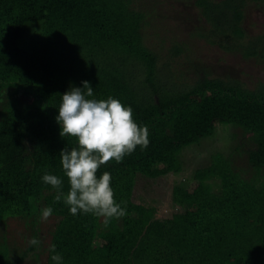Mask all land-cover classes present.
<instances>
[{
	"label": "trees",
	"instance_id": "1",
	"mask_svg": "<svg viewBox=\"0 0 264 264\" xmlns=\"http://www.w3.org/2000/svg\"><path fill=\"white\" fill-rule=\"evenodd\" d=\"M209 1L195 0V6L202 7L200 15L209 30L199 29L193 35L223 54L235 53L238 62L249 61L264 68V30L257 36L249 35L244 43L238 42L247 33L242 21L249 18L251 10L262 13L263 0H236L238 7L229 12L225 8L217 10L227 1L218 0L215 5H221L216 11L221 15L214 17L209 12L215 5ZM151 2L0 0V155L16 142L32 148L20 171L7 172L0 163V227L7 219H20L25 231L30 230L31 239H38L36 220L31 217L51 207V218H57L47 233V243L28 247L40 249L31 255L32 264H40L41 256L42 264H54L48 251L52 244L64 258L63 264H131L130 258L135 255L140 264H264V83L258 81L249 89L238 76L223 78L216 73L209 79L214 72L201 70V78L192 82L191 91L176 95L162 91L168 98L173 96L167 115L160 114L152 104L150 93L133 88L129 92L121 79L114 78L119 77L115 71L120 64L126 66L129 82L132 73L139 72L149 76L154 87L164 89L163 78L170 76L166 70L157 73L156 55L138 46L144 10ZM118 6L127 21L134 16L133 28L125 27L117 18ZM132 45L137 50L132 53L135 57L129 58L126 55ZM117 56L121 63L116 66ZM188 78L182 75V79ZM82 81L90 82L92 98L111 96L130 106L135 121L147 126L152 147L141 161L131 163L124 158L119 164L110 161L99 169L98 176L110 172L114 199L127 210L126 216L112 220L107 227L101 218L71 215L63 200L54 202L56 190L41 180L46 173L60 176L63 191H68L59 153L78 145L74 139L60 136L55 117L60 96L70 87H82ZM127 84L131 87L128 80ZM131 95L143 99V104H137ZM215 122L231 125L238 141L228 144L224 157L215 155L210 164L193 169L171 188V203L182 212L162 222L150 217L151 210V215L138 218L137 211L139 214L142 208L131 204L135 182L141 178L154 180L169 171L183 173L181 150L210 135ZM245 140L249 147L246 152L240 148ZM238 155L249 166L247 178L244 171L232 169V160L236 162ZM241 161L237 168H241ZM192 182L198 187L187 193ZM250 194L255 199L252 215L247 208ZM260 216L261 228L257 222ZM68 223L76 233L75 241L63 233ZM79 242L83 251L76 254L82 259L76 255L73 262L68 261L67 253L71 254ZM201 252L211 259L199 256ZM10 254L2 235L0 264H15L23 255L17 254L13 261Z\"/></svg>",
	"mask_w": 264,
	"mask_h": 264
},
{
	"label": "rangeland",
	"instance_id": "2",
	"mask_svg": "<svg viewBox=\"0 0 264 264\" xmlns=\"http://www.w3.org/2000/svg\"><path fill=\"white\" fill-rule=\"evenodd\" d=\"M151 1L152 2L149 3V6L144 10L146 15L144 16L141 36L138 42L139 45H137L146 48L148 51L156 55L154 67L157 73H164L166 70L170 76H165L163 78V81L166 83V88L164 89L154 87V84L150 81V77L139 72H136L135 75L132 73L131 82H129V75L125 70L126 66L120 64V57L117 56L115 57L114 63H116V66L120 64L118 70L115 71L119 77L115 76L114 78L117 80L121 79L123 83L122 85L129 92L135 89L150 93L149 97L151 98L152 104L159 108L160 114L167 115L173 96L168 98V96L162 91L168 92L171 95H176L179 91L182 93L191 91L190 88L192 82L201 78V75L199 74L201 70L214 72L213 74H209V79L210 76L212 78V75L216 76V73L221 74L223 78L230 77L231 75L238 76L240 81L249 89L253 88V85L258 81L264 83V68L254 66V64H250L249 61L238 62L237 58H234L237 56L235 53L223 54L218 49L204 44L203 41L198 40L197 37L193 35V32L199 31V29H204L205 31L209 30L207 23L200 15V12L203 11L202 7L199 5L195 6V0ZM216 1L218 0H211L209 2L215 5ZM224 1L225 0H223L222 3H224ZM220 5L221 3L217 6H212L214 9L209 12L210 17H214L217 14L216 8ZM236 6L238 7L236 0H227L224 5H221V8H218L217 10L225 8V12H229L234 10ZM116 14L118 15L117 18L124 22L125 27H134V16L131 15L130 20L128 19L127 21L121 6L117 7ZM248 15L249 18H245L242 21L241 27L244 29L246 28L247 33L246 36H241L238 41L241 43H244L247 40L246 37L249 35L254 37L264 30V11L259 14L254 10H251ZM219 21L222 22L221 19H219ZM136 50L135 46L132 45L126 56L134 58L135 56L132 55V53H135ZM100 54L103 55V52H100ZM86 59L89 60L88 57ZM89 68L92 71L95 69L94 67ZM100 69L103 71L102 66H100ZM103 72H106V68ZM182 75H187L191 79H182ZM127 80L131 87L127 84ZM131 96L135 98L137 104H143V99L137 98L134 95ZM211 131L210 135L199 139L198 142L190 144L181 150L180 157L181 160H184V163L181 161L180 169H183V173L177 174L173 171H169L166 175H162L154 180L141 178L135 182L131 194V204L142 208V211L139 214V211H137L136 215L138 218L148 216L150 214L149 211L151 210L152 215L150 214V217L162 222L169 220L173 214L182 212V208L171 203V188L175 186L179 179L189 175L193 169L199 168L200 165L204 166L210 164L211 158H214L215 155L224 157L229 151L228 144L234 140L232 127L229 124L215 122L212 125ZM244 135L245 134L242 136ZM244 137H246V135ZM186 138L189 139V136H186ZM241 139H243V137H241ZM234 141H238V139H235ZM241 141L242 140H240L239 143H241ZM246 142L247 140L240 144L241 150L245 152L249 149ZM158 147L162 149V143H160ZM151 148L152 147L148 146L147 149L141 150L137 147L131 155L125 157V160L129 159L131 163L141 161L143 155L146 156L151 153ZM31 151L32 148L30 145L23 147L18 142L13 143L7 148L5 153L0 155L2 168L7 172L20 171L24 168L25 163H23V160L27 156L26 154ZM204 153H208V155L213 154L214 156H204ZM239 161H241V158L238 155L236 157V162L232 160V169L244 171L245 173H243V177L247 178L249 166L247 165V162L244 161L243 163L241 161V168H237V162ZM197 187L198 184L196 182L190 183L187 187V193L196 190ZM247 204V208H250V215H252V207L255 204V199L251 194L248 195ZM40 217L41 214L36 218H34V216L31 218L36 220V229L39 231L38 240L39 237H41L39 240L41 244H46L49 239L47 233L53 228V226H55L57 218L50 217L47 221H42ZM262 220L263 216L257 217L259 228L263 225ZM25 230L23 221L20 219H7L4 226L0 227V236L3 235L10 248L11 254L9 259L14 261L17 254H23L22 256H19V262L15 261V264H32L31 255L40 250L37 248L34 250L28 249V240L31 239L29 233L30 230ZM73 230L74 229L71 228L70 223L63 227V233H65L69 239L75 241L76 233ZM44 232H46V234ZM40 234L44 236H39ZM78 251H83L80 242L77 243V245H74L71 254L67 253L66 259L73 262L76 255L80 258L79 254H76ZM200 255L205 259H211L210 255H206L205 252H201L199 256ZM130 259L131 264L141 263V260L137 255ZM38 262L40 264L43 263L42 256L38 257ZM106 262L110 263L111 261L107 260Z\"/></svg>",
	"mask_w": 264,
	"mask_h": 264
},
{
	"label": "clouds",
	"instance_id": "3",
	"mask_svg": "<svg viewBox=\"0 0 264 264\" xmlns=\"http://www.w3.org/2000/svg\"><path fill=\"white\" fill-rule=\"evenodd\" d=\"M82 87H70L61 97L56 123L60 136L76 141L77 147L70 151L64 148L59 153L61 169L67 180L68 191H63L64 180L54 174H44V184L56 190L54 202L63 203L73 216L92 215L102 219L107 227L112 220L126 216V205L122 207L114 199L110 172L97 175L101 167L110 161L119 164L131 155L137 147L141 150L149 146V131L134 119L133 110L120 100L109 96L95 99L93 88L88 81ZM53 213L51 207L41 210L42 221H47ZM36 238L28 240L30 247L38 246ZM50 259L54 264H63V257L54 244L49 245Z\"/></svg>",
	"mask_w": 264,
	"mask_h": 264
}]
</instances>
